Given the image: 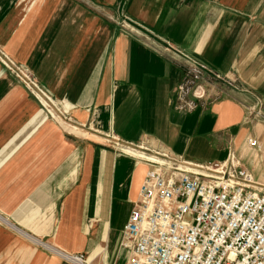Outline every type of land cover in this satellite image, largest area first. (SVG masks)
<instances>
[{
    "label": "crops",
    "instance_id": "obj_1",
    "mask_svg": "<svg viewBox=\"0 0 264 264\" xmlns=\"http://www.w3.org/2000/svg\"><path fill=\"white\" fill-rule=\"evenodd\" d=\"M0 49L77 127L0 65V264H125L148 168L105 134L199 163L233 150L262 175L245 141L264 145V0H0ZM191 61L237 89L184 98Z\"/></svg>",
    "mask_w": 264,
    "mask_h": 264
},
{
    "label": "built area",
    "instance_id": "obj_2",
    "mask_svg": "<svg viewBox=\"0 0 264 264\" xmlns=\"http://www.w3.org/2000/svg\"><path fill=\"white\" fill-rule=\"evenodd\" d=\"M0 64L46 114L77 129L32 73L1 49ZM198 67L202 68L191 61L186 77L192 81L188 88L184 79L180 94L193 89L192 98L203 100ZM102 138L116 156L148 168L121 233L119 248L127 253L125 264H264V145L252 138L245 141L252 159L263 158L258 176L233 150L222 161L199 163L112 134ZM70 260L84 264L81 255Z\"/></svg>",
    "mask_w": 264,
    "mask_h": 264
},
{
    "label": "rangeland",
    "instance_id": "obj_3",
    "mask_svg": "<svg viewBox=\"0 0 264 264\" xmlns=\"http://www.w3.org/2000/svg\"><path fill=\"white\" fill-rule=\"evenodd\" d=\"M124 22H126V24L129 25L128 21H124ZM197 72H198L197 75L199 77L197 84H199L203 88L204 93H205V97L203 98V100H208V99L210 100V98L212 96H214V94L209 93L210 87H213V88L216 89L217 86H219V87H221L223 89H227V90H230V91H235L237 89L236 81L234 79H232V78L216 77L213 74H211L210 72H208L207 69L204 68V67H202V68L198 67L197 68ZM190 80H191V78L189 76H187L185 78V81H184L185 85L188 86V88L190 87V84L188 83ZM192 90L193 89H186V92L182 96H184V98L185 97L192 98ZM215 92H216V90H215ZM254 115H256L258 117L263 116L264 115V107L258 106L256 111L254 112ZM85 263L86 262H84V264Z\"/></svg>",
    "mask_w": 264,
    "mask_h": 264
},
{
    "label": "bare ground",
    "instance_id": "obj_4",
    "mask_svg": "<svg viewBox=\"0 0 264 264\" xmlns=\"http://www.w3.org/2000/svg\"><path fill=\"white\" fill-rule=\"evenodd\" d=\"M20 232V231H19ZM85 264H88L87 262Z\"/></svg>",
    "mask_w": 264,
    "mask_h": 264
}]
</instances>
